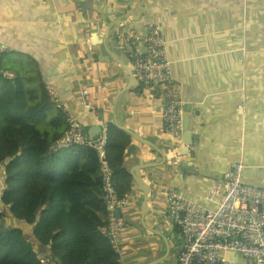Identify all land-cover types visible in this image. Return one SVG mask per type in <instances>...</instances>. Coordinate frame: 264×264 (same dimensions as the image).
Wrapping results in <instances>:
<instances>
[{"label": "crops", "instance_id": "0c3cea01", "mask_svg": "<svg viewBox=\"0 0 264 264\" xmlns=\"http://www.w3.org/2000/svg\"><path fill=\"white\" fill-rule=\"evenodd\" d=\"M152 28L164 37L171 78L144 89L132 61L146 52L140 41ZM127 34L140 40L130 58L118 55ZM6 51L38 63L57 108L77 117L88 141L109 122L135 131L139 141L132 138L124 166L130 175L144 172L140 182L156 198L143 215L131 176L120 216L133 229L112 247L122 264L175 263L176 238L167 236L162 202L169 189L214 209L218 176L235 159L243 161L244 183L264 189V0H0V54ZM81 89L89 92V110ZM169 100L194 117L187 171L170 150L183 146L181 137L163 130L161 108Z\"/></svg>", "mask_w": 264, "mask_h": 264}, {"label": "trees", "instance_id": "16d2710c", "mask_svg": "<svg viewBox=\"0 0 264 264\" xmlns=\"http://www.w3.org/2000/svg\"><path fill=\"white\" fill-rule=\"evenodd\" d=\"M66 131L65 114L49 93L38 63L25 54L1 53L0 198L17 225L33 226L39 247L34 250L21 227L7 228L2 218L8 214L0 210L6 228L0 229V264H41V254L47 253L60 264H122L100 234L107 213L99 199L98 155L83 146L51 152ZM131 142L129 134L107 124L106 158L120 199L131 191V175L124 166Z\"/></svg>", "mask_w": 264, "mask_h": 264}, {"label": "built area", "instance_id": "2783aa9c", "mask_svg": "<svg viewBox=\"0 0 264 264\" xmlns=\"http://www.w3.org/2000/svg\"><path fill=\"white\" fill-rule=\"evenodd\" d=\"M139 38L133 34L123 37V49H130ZM146 46L143 55L133 57L132 68L135 80L144 89L170 80V60L165 49L162 33L150 29L140 41ZM79 99L85 110L91 109V98L87 89L79 91ZM65 114L67 131L51 148L52 153L70 147H90L99 158L101 179L100 201L106 208L107 224L100 230L103 239L115 246L121 235L133 229L127 218L117 216L126 205L114 186L112 171L106 158L107 126L102 125L99 137L91 142L83 133L81 123L70 111ZM180 102L164 101L161 108L163 130L180 140L183 133ZM244 164L241 159L230 162L227 172L218 176L219 185L213 192L219 197L216 208L211 209L183 200L172 189L162 196L168 219V229L176 238L174 264H264V189L248 185L242 179ZM37 254V252H36ZM230 256L238 257L233 261ZM41 264H56L49 258L40 259Z\"/></svg>", "mask_w": 264, "mask_h": 264}, {"label": "water", "instance_id": "95a60500", "mask_svg": "<svg viewBox=\"0 0 264 264\" xmlns=\"http://www.w3.org/2000/svg\"><path fill=\"white\" fill-rule=\"evenodd\" d=\"M113 26H116L117 27L118 26V23L116 22V23L112 24L110 27L112 28ZM119 27H122V25L119 26ZM114 36H115L114 43L118 47V50H119L120 47H119V40L117 38V32H116V34H114ZM91 43H93V38L91 39ZM118 55H126L125 57L130 58L129 53L127 51H125V50H123V52H119ZM137 86H138V84H137ZM196 115H197V113L195 114V116ZM193 119H194L193 116L192 117H189V113L188 112H184L182 114V116H181V126H182L183 133H182V136H181V143L180 144H182L183 146L176 147V148L175 147H172L170 149V150H172L171 153L177 158L176 161H175V163H176V165L179 166L180 171H187L191 167V163H189L191 158H190V155L188 154V147L192 146L191 145L192 143H191V140H189L188 138L191 136V133H192V130H193ZM119 128H121L127 134H129L131 136V138L139 141V139H137V137H136L135 131H130V130L124 129L122 127H119ZM134 149L135 148L133 146H130L127 149V151H126L125 157H129L130 154L134 151ZM180 159H182V160H180ZM164 165L167 166V164H164ZM5 168H6V164H3L2 165V173L3 174H4ZM143 173H139L136 168H134L131 171L132 179L134 180V182H135V184L137 186V193H139V195H141V197L143 198V200L138 205V210L141 211L143 215H145L147 213H144L143 207L146 206L147 204L154 203L156 196L152 195L151 193L149 195V190H148L147 184L145 182L144 183H141L140 182L141 177L142 178L144 177L143 176L144 175ZM4 179H5V176H4ZM0 197H1V193H0ZM9 209H10L9 207H5L3 205V203L1 202V198H0V210H5L7 212V214H8V218H9V225L6 226V227L7 228H10V227L20 228L21 227L22 230L25 233L26 239L34 247V250L37 251L38 250V247H39V243H38L37 239L33 235V226H28V225L23 224V223H21L20 225L19 224L17 225L15 223L14 217L10 213V210ZM148 214H150V213H148ZM117 216L119 218L121 217L120 216V210H118ZM35 220H36V222H38L40 220V216L37 215L36 218H35ZM141 226L144 227L143 224H141ZM0 229H2V230L6 229V228L3 227L2 222H0ZM145 229L147 230V227ZM147 231H149V230H147ZM149 233H155V232H154L153 229H151V231H149ZM43 256H46L51 261H54L55 263L60 264V261L57 260V259H55L54 256L51 255L50 253H47L45 255L41 254L40 257H43Z\"/></svg>", "mask_w": 264, "mask_h": 264}, {"label": "rangeland", "instance_id": "374dc122", "mask_svg": "<svg viewBox=\"0 0 264 264\" xmlns=\"http://www.w3.org/2000/svg\"><path fill=\"white\" fill-rule=\"evenodd\" d=\"M4 188L3 186V175L0 174V193H1V190ZM2 221H4L5 223V226H8L7 224L9 223V218H2ZM169 230V229H168ZM167 236L172 239V241H174L175 237L170 233V231H167Z\"/></svg>", "mask_w": 264, "mask_h": 264}]
</instances>
